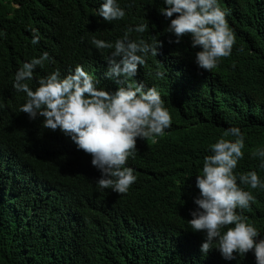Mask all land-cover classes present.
Instances as JSON below:
<instances>
[{"label": "trees", "instance_id": "16d2710c", "mask_svg": "<svg viewBox=\"0 0 264 264\" xmlns=\"http://www.w3.org/2000/svg\"><path fill=\"white\" fill-rule=\"evenodd\" d=\"M98 4L0 0V264H255L251 253L232 261L216 249L203 255V236L188 226L186 212L208 145L230 125L245 137L235 171L256 170L264 179L251 155L264 147V0H220L235 43L210 71L193 63L189 36L169 42L168 21L158 13L163 0H120L125 17L112 22L96 17ZM141 22L148 29L130 37L163 45L130 79L158 89L172 125L155 142L137 139L126 162L137 180L118 194L99 189L100 172L69 138L21 117L25 94L12 84L24 61L47 51L53 59L34 70L33 88L39 76L81 63L100 86L114 89L119 85L104 77L101 58L111 49H95L91 38L114 42ZM244 187L255 201L243 212L264 235V189Z\"/></svg>", "mask_w": 264, "mask_h": 264}, {"label": "clouds", "instance_id": "9594fccd", "mask_svg": "<svg viewBox=\"0 0 264 264\" xmlns=\"http://www.w3.org/2000/svg\"><path fill=\"white\" fill-rule=\"evenodd\" d=\"M228 11L220 6V0H163L158 9L168 21L164 32L170 34L169 42L179 43L189 36L191 47L197 49L193 63L204 71L214 69L221 57L232 53L235 33L226 19ZM125 14L120 0H99L95 12L103 22L121 20ZM147 29L148 24L141 22L127 27L114 42L91 38L95 49H111L101 58L107 62L104 77L119 85L114 89L100 86L94 72L81 63L39 76L33 88L29 82L34 70L53 59L47 51L24 61L14 74L13 88L25 94V102L19 106V112H24L21 117L39 130L58 131L77 150L90 155L91 165L100 172L95 179L100 190L127 193L137 180L134 169L126 165L138 151L137 139L155 142L172 125L158 89L130 79L137 76L138 65H144L149 55L157 56L163 45L158 38L147 41L130 37V33ZM31 32L30 42L35 45L40 36L35 28ZM4 35L0 30V37ZM244 144L241 128L230 125L208 145L192 185L186 222L192 231L202 234L199 247L203 255L216 249L224 260L232 261L251 253L255 264H264V235L243 212L255 201L244 186L264 189V179L256 170L235 171L244 156ZM251 155L259 158V167L264 169V147L254 149Z\"/></svg>", "mask_w": 264, "mask_h": 264}]
</instances>
